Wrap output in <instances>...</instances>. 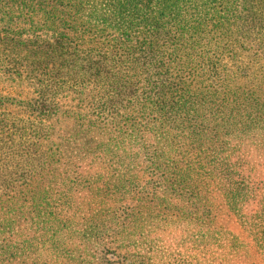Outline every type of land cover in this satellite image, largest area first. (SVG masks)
Here are the masks:
<instances>
[{"label": "rangeland", "instance_id": "obj_1", "mask_svg": "<svg viewBox=\"0 0 264 264\" xmlns=\"http://www.w3.org/2000/svg\"><path fill=\"white\" fill-rule=\"evenodd\" d=\"M106 1L94 3L100 14ZM184 1L190 11L179 23L197 31L185 37L167 26L153 39V55L168 52L170 62L122 72L136 81L138 129L122 120L117 132L82 144L85 132L56 126L51 150L63 156L45 169L37 205L1 223L0 264H264V0H231L229 12L223 0H206L220 20L198 19L194 0ZM89 30L71 33L78 47L107 39ZM19 36L35 40L28 48L49 76L40 85L53 86L63 111L73 98L103 94L85 78L94 68L83 54L52 48L42 31ZM24 74L8 82L0 71V94L32 97L41 86ZM49 146L37 141L33 155Z\"/></svg>", "mask_w": 264, "mask_h": 264}, {"label": "trees", "instance_id": "obj_2", "mask_svg": "<svg viewBox=\"0 0 264 264\" xmlns=\"http://www.w3.org/2000/svg\"><path fill=\"white\" fill-rule=\"evenodd\" d=\"M4 1L10 5H0V42L5 44L2 50L7 52L6 55L0 52V71L7 75L5 79L8 82H21V76L25 73L27 80L24 81L27 85L34 86L40 85L49 77L46 76V66H42V61H39L37 50L32 52L28 48V43L34 44L35 40L21 39L19 36L21 33L33 35L42 31L52 39V48L63 50L68 47L71 51L83 54L85 60L90 62V67L94 68V71L84 73L85 78L91 83L97 82L103 90V94L97 99L73 98V108L69 111H63L56 101L51 99L52 85L49 82L48 88L47 84L43 85L44 87L40 85V90L39 86H35V94L32 97L22 98L21 90H17L16 94L22 99H18L16 95L0 94V225H9L20 216L19 211L23 206L28 204L27 207L32 208L37 205L42 186L48 181V178L44 177L45 169L51 167L52 164L49 163L59 160L56 157L63 156L58 150V145L56 149L51 150L54 143L49 139L55 134L56 138H59L55 127L60 126L71 135L85 132L82 144L117 132L121 128L119 125L122 120L124 126L131 131L137 130L136 124H139L140 117L131 113L138 102L135 93L136 81L132 75L122 72L130 65L133 68L147 66L148 71L160 67L165 60L170 62L168 52H160V57L153 55V39L161 30L174 28L186 37L197 29L187 30V24L179 23L186 13L184 9L190 11L184 0H107L102 6L103 14L95 7L99 0ZM223 1V10L231 11V0ZM239 1H248L251 4L260 0H236ZM194 2L197 13L203 12L198 19L203 16L202 19L206 20L208 15L221 19V12L216 15L213 9L208 8L206 0L203 7L207 8V11L200 9L204 0ZM260 8L264 9V3L261 1ZM84 10H87L86 13H82ZM80 13L84 17V23L78 27ZM99 16L103 18L100 19ZM99 22L103 28H99ZM91 27L104 32L107 39L99 46L89 42L87 48L78 47L71 33L79 30L77 38H80L89 33ZM55 77L57 74L50 76L51 80ZM11 102L17 112L27 118L13 115L5 105ZM140 108H145V105ZM47 121L53 123L43 124ZM37 141L50 145L49 150L44 149L43 155H33V151H36L33 146ZM13 158L16 159L15 162L11 161ZM44 163H47L46 166Z\"/></svg>", "mask_w": 264, "mask_h": 264}]
</instances>
